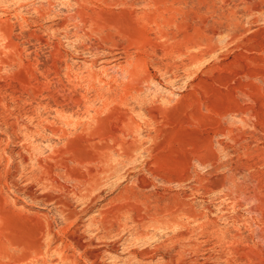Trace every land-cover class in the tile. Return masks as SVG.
I'll list each match as a JSON object with an SVG mask.
<instances>
[{
  "label": "rangeland",
  "instance_id": "obj_1",
  "mask_svg": "<svg viewBox=\"0 0 264 264\" xmlns=\"http://www.w3.org/2000/svg\"><path fill=\"white\" fill-rule=\"evenodd\" d=\"M0 264H264V0H0Z\"/></svg>",
  "mask_w": 264,
  "mask_h": 264
},
{
  "label": "bare ground",
  "instance_id": "obj_2",
  "mask_svg": "<svg viewBox=\"0 0 264 264\" xmlns=\"http://www.w3.org/2000/svg\"><path fill=\"white\" fill-rule=\"evenodd\" d=\"M97 96H98V95H97ZM98 97H99V96H98ZM86 98H87V97H86ZM86 98H85V100H86ZM79 100H80V99H79ZM85 102H86V101H85ZM79 103H80V102H79ZM89 103H90V102H89ZM77 105H78V104H77ZM76 107H77V106H76ZM84 107H85V106H84ZM81 108H82V107H81ZM88 109H89V108H88ZM88 109H86V110H88ZM86 110H85V111H86ZM79 111H80V110H79ZM79 111H78V112H79ZM83 111H84V110H83ZM89 111H90V110H89ZM75 113H76V112H75ZM86 113H87V112H86ZM81 115H83V114H81ZM89 115H91V114H89ZM83 117H84V116H83ZM81 119H82V118H81ZM83 120H84V119H83ZM85 122H86V120H85ZM85 122H84V123H85ZM68 123H69V122H68ZM82 123H83V122H82ZM88 123H89V122H88ZM86 125H87V124H86ZM89 125H90V124H89ZM89 125H88V126H89ZM80 126H81V125H80ZM82 126H84V125H82ZM136 127H137V126H136ZM56 132H57V131H56ZM59 133H60V132H59ZM59 133H58V134H59ZM56 135H57V134H56ZM135 145H136V144H135ZM106 148H107V147H106ZM126 148H127V147H126ZM104 149H105V148H104ZM133 149H134V148H133ZM137 149H138V147H136V150H137ZM102 150H103V149H101V151H102ZM107 150H108V149H107ZM130 150H131V149H130ZM97 152H98V151H97ZM105 153H106V152H105ZM125 154H126V153H125ZM130 154H131V153H130ZM107 156H108V153H107ZM124 156H125V155H124ZM129 156H130V155H129ZM104 157H105V156H104ZM106 158H107V157H106ZM124 158H126V157H124ZM129 158H130V157H128V160H129ZM108 160H109V159H108ZM167 211H168V209H167ZM175 214H176V213H175ZM172 216H173V215H172ZM154 218L156 219V217H153V219H154ZM159 218H160V217H159ZM173 219H174V218H173ZM160 221H161V220H160ZM154 222H155V221H154ZM163 222H166V221H163ZM167 222H168V221H167ZM167 222H166V223H167ZM172 222H173V221H172ZM172 222H171V224H172ZM174 222H175V221H174ZM171 224H170V225H171ZM161 226H162V225H161ZM167 226H168V224H167ZM169 227H170V226H169ZM70 257H71V256H70ZM72 258H73V257H72ZM72 260H73V259H72Z\"/></svg>",
  "mask_w": 264,
  "mask_h": 264
}]
</instances>
